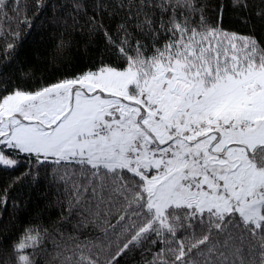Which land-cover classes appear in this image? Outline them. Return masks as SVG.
Masks as SVG:
<instances>
[{
	"label": "snow or ice",
	"instance_id": "1",
	"mask_svg": "<svg viewBox=\"0 0 264 264\" xmlns=\"http://www.w3.org/2000/svg\"><path fill=\"white\" fill-rule=\"evenodd\" d=\"M32 6L0 0V36L13 37L0 55V169L24 163L46 180L62 227L28 223L0 264H39L38 252L44 264H264V42L225 29L223 4L212 19L206 0H97L121 16L114 34L89 17L98 58L66 71L61 33L48 78L9 88L4 67L49 0ZM20 179L0 192V228Z\"/></svg>",
	"mask_w": 264,
	"mask_h": 264
},
{
	"label": "trees",
	"instance_id": "2",
	"mask_svg": "<svg viewBox=\"0 0 264 264\" xmlns=\"http://www.w3.org/2000/svg\"><path fill=\"white\" fill-rule=\"evenodd\" d=\"M86 4L83 11L77 12L71 5L72 0H49L47 10L42 11L41 15L34 18V27L31 30L24 29L17 43L16 59L12 61L11 67H4L8 77V87L11 88L13 83L19 84L22 87L38 86L41 76L48 78V72H51L50 53L54 48L55 42L59 39L60 34H64L65 39L72 40V47L65 55L69 56L71 63L65 69L72 71V64L83 66L89 64L88 56L93 59L98 58L99 53L104 49V41L102 34H97L95 39L89 40V17L95 16L97 20H102L106 28L113 34L115 33L116 25L119 23L121 16H109L107 12L103 15L94 8L97 0H81ZM103 3L109 5V10L114 3V0H102ZM208 4L207 14L209 18L214 19L218 13V6L224 5L223 27L230 31H237L242 34H255L256 37L264 42V23L257 17L256 12L264 9V0H247L248 8H233L232 0H206ZM63 5L55 12L56 20L53 21L54 13L52 5ZM29 14L34 11L33 0H28ZM75 18V19H74ZM248 20L249 23H245ZM14 28L15 25H12ZM13 42V37L0 36V55L3 54V49L6 44ZM87 49V55L85 50ZM49 65L48 71L44 68ZM34 73L35 79H24L21 72ZM26 170V165L21 163L13 170L0 169V192L8 187V184L15 177H21L20 181L8 189L9 206L7 212L4 213L3 227L0 228V261H8L13 259L11 256V245L16 241L28 223L42 224L43 227H48L50 232H55L53 222L57 221L60 214V208L54 203V195L50 191L47 181L39 180L36 184L31 182V178L23 176ZM19 203L27 204L28 210L24 214L17 216L12 204ZM45 247L51 250V243L45 244ZM39 264H44L47 256L43 252H38L37 257ZM138 258V257H137ZM124 264V262H122ZM127 264H135L129 259Z\"/></svg>",
	"mask_w": 264,
	"mask_h": 264
}]
</instances>
